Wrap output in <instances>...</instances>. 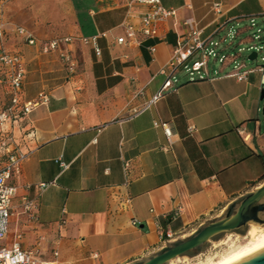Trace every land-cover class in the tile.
<instances>
[{
  "label": "crops",
  "instance_id": "1",
  "mask_svg": "<svg viewBox=\"0 0 264 264\" xmlns=\"http://www.w3.org/2000/svg\"><path fill=\"white\" fill-rule=\"evenodd\" d=\"M66 1L62 37L3 24L4 49L24 61L19 107L37 105L10 127L27 157L9 180L16 194L2 244L20 236L22 249L40 262L130 264L220 218L264 184L259 73L244 81L225 77L223 67L195 81L177 74L178 82L146 107L166 79L160 70L187 32L185 20L202 36L240 16L264 22V0H160L174 17L157 24V37L137 32L135 42L125 38L124 24L139 31L145 7H130L133 0ZM62 38L71 39L59 50L72 69L59 50L42 51L43 41ZM9 98V85L0 84V108ZM154 122L166 124L170 136ZM24 199L36 204L35 220L23 213Z\"/></svg>",
  "mask_w": 264,
  "mask_h": 264
},
{
  "label": "built area",
  "instance_id": "2",
  "mask_svg": "<svg viewBox=\"0 0 264 264\" xmlns=\"http://www.w3.org/2000/svg\"><path fill=\"white\" fill-rule=\"evenodd\" d=\"M132 3L138 4L145 7L139 15L140 29L135 30L132 24H124L126 39L131 42L136 41V33L139 32L145 38L157 37L158 30L157 24L165 21L170 17H174L175 11L168 10L162 7L160 0H133L129 6L132 7ZM212 9L215 12H219V5H212ZM242 21H248L250 26L248 29L255 28L257 21L252 16H240L232 20H228L223 23H219L213 31L202 36V31L197 27V24L189 19L185 20L182 25L187 29V32L183 35L178 36L176 47L173 50V54L167 64L160 70V73L166 76V79L160 88V90L151 98L146 107L155 104L162 96L163 93L173 87L178 82L177 74L183 72L189 81H195L197 79H204L209 77L208 59L214 58L221 65L226 68L233 64L231 72L225 74V77L235 78L238 81L246 80L247 76L252 73L260 74V84L264 90V65H257L254 68L245 69L244 64L238 65L236 59L239 55L230 54L219 55L215 49L220 46L221 42H225L226 39H220V34L231 24L235 23L238 25ZM17 32L20 35L26 37L29 45L36 44V40L32 35L28 34L25 29L18 27ZM256 33L264 35V30L258 28ZM240 34V31H234L233 27L230 26L228 29L227 36L230 39L235 38ZM105 37V34H102ZM4 30L3 24L0 23V68L4 71L0 75V84H8L10 87V98L5 108L0 110V131L2 133H9L12 121L17 115L27 116L37 105V103H27L21 108L19 107V94L23 89V82L25 76L24 61L20 53L16 52L9 54L4 49ZM125 38L121 37L117 39L119 44L125 42ZM219 39V40H218ZM96 37L91 39H83L84 43L94 42ZM260 40L259 35L254 36L253 41ZM70 38L54 39L48 42L41 43L42 51L45 53L58 51L59 46L62 43H69ZM264 50V44L262 46L251 45L247 48L250 52L249 56L253 53L256 54V59L259 54ZM154 51V49H152ZM243 51V49H239ZM97 54H99L97 50ZM199 55V59H194ZM59 56L66 63L69 68L74 67L70 56L59 50ZM260 61L264 63V55L260 57ZM217 76L218 71H214ZM42 102H46V97L42 96ZM154 127L161 126L167 136H170L169 130L166 128V124H160L154 122ZM193 128H190V131ZM9 143V142H8ZM3 150L5 151L6 160L3 166L0 168V264H55L54 262H40L34 256L33 252L23 250L17 236L14 242L10 246L3 245L2 242L5 240L8 232L9 221L12 216L10 210L11 199L16 194V189L9 184V180L13 175H19L21 171V164L26 159L27 154L19 151L10 144L2 143ZM36 204L33 201L24 199L23 202V213L29 220H35ZM168 239H171V235H167ZM96 257V254L93 255Z\"/></svg>",
  "mask_w": 264,
  "mask_h": 264
},
{
  "label": "rangeland",
  "instance_id": "3",
  "mask_svg": "<svg viewBox=\"0 0 264 264\" xmlns=\"http://www.w3.org/2000/svg\"><path fill=\"white\" fill-rule=\"evenodd\" d=\"M72 2L75 1L72 0ZM66 6V0H0V23L7 25L10 24L13 26H22L30 30L34 35L35 33H44L45 35H52V38H59L63 36L60 34L61 25L59 24V19L62 16L69 15ZM256 23L257 26L252 29H248L250 26L248 21H242L238 25L231 23L219 35L220 39L225 38L226 41L221 42L220 46L216 48L215 51L219 55H239V57L236 59V63H238V65L244 64L245 68L243 70L254 68L257 65H264V63L260 61V57L264 55V50L259 54L257 60H248L250 52L247 51V48L251 45L262 46L264 44V35L261 33H256L258 28L264 30V22L257 21ZM230 26L233 27L235 32L240 31V34L233 39H230V37L227 36ZM256 35H259L260 40L253 41V38ZM239 49H243V51H239ZM194 59H199V55L194 57ZM220 67L221 65L217 62V60L212 57L208 59L209 70H218ZM232 68L233 64H231L229 67H226L228 72H231ZM182 74L183 72L178 73V75ZM7 104L8 102L1 106L0 110L5 108ZM261 104L263 107L264 100L261 101ZM259 118L262 122H264V115L262 112L259 113ZM2 143H5L6 146L7 144H10L12 147H16L11 128L7 134L0 131V151H4ZM23 147L28 148V144L25 142ZM4 163L5 159L0 162V168ZM250 225L252 224H247V229L242 234L231 231L215 236L217 238H211L203 246L202 253L192 255L187 254L166 264H201L205 263L208 259H215L227 251L232 245L244 243V237L250 229ZM189 236H185L184 238Z\"/></svg>",
  "mask_w": 264,
  "mask_h": 264
},
{
  "label": "water",
  "instance_id": "4",
  "mask_svg": "<svg viewBox=\"0 0 264 264\" xmlns=\"http://www.w3.org/2000/svg\"><path fill=\"white\" fill-rule=\"evenodd\" d=\"M255 59V53L248 57L250 61ZM260 100H264V91L261 92ZM262 114L264 115V104ZM263 220L264 184L252 193L233 202L220 218L203 224L189 237L170 243L153 256L130 264H166L187 254L202 253L203 246L211 238L224 232L244 230L248 223L264 226ZM237 264H264V251L254 254Z\"/></svg>",
  "mask_w": 264,
  "mask_h": 264
},
{
  "label": "bare ground",
  "instance_id": "5",
  "mask_svg": "<svg viewBox=\"0 0 264 264\" xmlns=\"http://www.w3.org/2000/svg\"><path fill=\"white\" fill-rule=\"evenodd\" d=\"M245 242L232 245L227 251L215 259H208L201 264H237L242 260L264 251V226L250 225Z\"/></svg>",
  "mask_w": 264,
  "mask_h": 264
},
{
  "label": "flooded vegetation",
  "instance_id": "6",
  "mask_svg": "<svg viewBox=\"0 0 264 264\" xmlns=\"http://www.w3.org/2000/svg\"><path fill=\"white\" fill-rule=\"evenodd\" d=\"M263 222H264V220H263ZM246 229H247V225H246V227H245V229L244 230H236V231H234V232H238V233H244L245 231H246ZM215 238H217V237H215ZM191 254V253H190Z\"/></svg>",
  "mask_w": 264,
  "mask_h": 264
}]
</instances>
